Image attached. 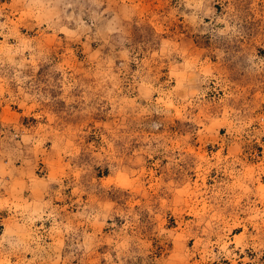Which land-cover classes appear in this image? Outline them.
<instances>
[{"label": "rangeland", "instance_id": "374dc122", "mask_svg": "<svg viewBox=\"0 0 264 264\" xmlns=\"http://www.w3.org/2000/svg\"><path fill=\"white\" fill-rule=\"evenodd\" d=\"M0 264H264V0H0Z\"/></svg>", "mask_w": 264, "mask_h": 264}, {"label": "bare ground", "instance_id": "6f19581e", "mask_svg": "<svg viewBox=\"0 0 264 264\" xmlns=\"http://www.w3.org/2000/svg\"><path fill=\"white\" fill-rule=\"evenodd\" d=\"M123 179V178H122ZM126 179V178H125ZM124 180V179H123ZM127 181V180H126ZM126 181H124L126 183Z\"/></svg>", "mask_w": 264, "mask_h": 264}]
</instances>
